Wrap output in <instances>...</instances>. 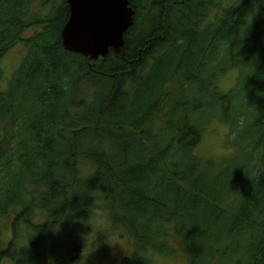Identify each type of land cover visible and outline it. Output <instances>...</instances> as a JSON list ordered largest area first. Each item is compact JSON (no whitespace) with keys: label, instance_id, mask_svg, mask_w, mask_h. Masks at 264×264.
<instances>
[{"label":"trees","instance_id":"obj_1","mask_svg":"<svg viewBox=\"0 0 264 264\" xmlns=\"http://www.w3.org/2000/svg\"><path fill=\"white\" fill-rule=\"evenodd\" d=\"M141 1L145 2L143 11L142 6H138ZM194 1L159 0V4H156L152 0V4H148L149 0H133L135 20L124 34L120 52L109 49L106 55L92 60L86 55L67 50L61 41L60 31L68 15L66 0H35L27 8H18L24 0H0V244L5 243L9 228L16 229L18 233L19 222L25 230L30 231H26L27 242L22 249L21 259L14 250L0 252V258H15L24 264H40L43 259L46 264H81L80 254L88 249L82 244L84 234L93 231L88 225L91 204L98 202L102 211H106V221L110 224L109 229L104 225L105 229L108 232L117 230L116 234L122 241L108 249L102 240L100 247L98 245L85 252L83 264H98L101 259L107 261L108 258L112 264H143L136 253L146 245L160 246V241L156 242V239L167 236L164 228L155 231L154 226L164 218L168 222L169 218L178 219L183 215L179 201L183 190L186 198L198 194L203 199L212 197L208 193L210 188L205 184L199 185L194 174L190 180L188 171L182 165L187 164L189 158L198 160L192 152L198 149L205 125L211 120L210 115L214 114L212 119L217 118L215 113L220 108L222 120L230 128V135L239 132L246 123L245 119L250 121V142L243 144L242 148L249 153L252 173L250 171L251 175L241 176L235 182L237 190L226 199L213 202L228 209V205L239 196V189L250 188V192L237 207L228 210V229L220 237L217 236L210 260L200 259L192 252L190 245H184L180 238L176 240L190 255L191 264H216L231 248L236 250L232 264H241L235 261L264 264V0H243L232 11L223 12L216 20L218 28L214 23L200 26L204 17L202 9L211 1L202 0L195 4ZM251 2L256 9H253ZM191 4L197 9H190ZM51 5L57 10V15L52 18L46 14ZM175 6L179 8L173 9ZM183 6L188 10L185 11ZM32 16L34 18L30 19ZM151 16H155V24L150 23L151 27L146 28L143 38H140L142 42L132 43L139 36L140 24L153 18ZM57 23L62 25L54 37ZM30 27H34L35 31L26 39L23 34ZM235 35L238 46L234 48V53L240 62L246 64L244 57L255 58L256 61L245 71V79L237 75L236 84L226 93L212 88L216 94L206 103V120H201V124L189 120L190 114L202 108V99L197 101V96H201L202 92L193 95L197 91L195 85L203 84L204 72L209 65L231 52L225 46L219 47V41ZM176 38L182 42V46L178 45ZM168 43L177 47L173 52L177 69H168V77L163 78L164 69L156 66L162 57L150 67L149 62L145 61L157 48L164 56ZM195 43L198 53L192 54L191 46ZM19 44L23 47L27 45L23 60L12 74H6L1 67V59ZM216 49L218 55L211 57ZM69 56L81 59V62L72 65V74L77 71L84 74L83 77H89L91 82L96 81L97 94L91 97V103L82 107L77 106L80 96L90 88L85 84L72 93L79 94L78 99H68L73 89L71 72L64 66V61ZM92 61L97 63V67ZM89 64L95 68L92 72H88ZM183 65H187L184 71ZM235 67L238 73L240 67ZM221 72L222 69L218 73ZM217 75L212 78L213 84ZM175 76L179 80L177 90L181 95L169 102L173 90L167 88L170 85L168 82L166 87L164 83ZM24 89L33 94L30 106L18 104V95ZM45 89L48 90L42 92ZM198 89L203 90L202 86ZM34 91H38L40 103ZM48 93H57V100L42 101ZM229 98L231 102L228 104ZM131 100L142 101L146 107L142 109L143 105L133 110ZM51 106H54L52 112L49 109ZM24 108L26 114L21 123ZM246 109L253 111L246 113ZM255 110L258 111L256 115ZM36 113L38 121L33 119ZM51 113L54 115L50 116ZM159 116L176 119L179 124L172 126L170 131L166 129L154 136L151 134V124ZM7 119H11L10 124ZM7 140L9 145L3 148ZM231 140L227 139L226 144L229 145ZM87 141L88 146L85 144ZM153 146L158 148L154 150ZM182 152L187 154L185 159L181 156ZM225 153L218 154V157L221 156L218 162L230 155ZM81 159L91 170L86 177H76ZM156 160L165 164L158 176L155 175ZM24 171L26 175L21 176ZM66 171L69 176L63 177L61 173ZM28 174L36 176L33 178L40 184V198L30 191L26 192L27 199L24 200L21 196L23 184L17 187L19 196L8 195V183L16 175L21 181L28 179ZM175 174L179 179L171 185L168 182L176 180ZM169 185L170 188L167 187ZM80 189L88 197L82 202H79ZM249 200L253 204L256 202L253 205ZM29 201L32 206H37H34V211ZM39 206L40 210L37 209ZM28 209L32 212V218L40 220V225L32 223L31 213L25 214ZM13 212L15 218L12 217ZM65 219V231L59 234L56 229ZM257 220H260V229L247 224ZM242 223L244 226H241ZM243 230L260 232L252 243V237L251 240L250 237L246 239L241 232ZM73 233H80V243L71 239L78 235ZM61 235L66 239H61ZM168 237L173 238L172 234ZM57 244L62 246L60 257L54 247ZM48 251L58 258H48Z\"/></svg>","mask_w":264,"mask_h":264},{"label":"rangeland","instance_id":"obj_2","mask_svg":"<svg viewBox=\"0 0 264 264\" xmlns=\"http://www.w3.org/2000/svg\"><path fill=\"white\" fill-rule=\"evenodd\" d=\"M51 1V0H50ZM62 0H55V2H59ZM152 0H149L148 4H152L151 3ZM156 4H159V0H154ZM161 1V0H160ZM197 1H202V0H195L194 4L197 3ZM211 2L210 5H208V3L205 5V7L202 9V13L204 15L203 19L201 20V24L200 26H205L207 23V25L213 24L216 26V28H218V22H216V20L219 18V16L225 12V11H232L237 5H239L240 3L243 2V0H210ZM35 2V0H24V2L19 5L18 8L20 7H28L30 5H32ZM255 2V1H254ZM147 4V2H146ZM140 5L142 6L141 10H144V5L145 2L141 1ZM251 5L253 7V9H256L255 5H253V3L251 2ZM134 11V5L132 6ZM178 6L173 7V9H178ZM183 9L185 11H187L188 9H185V7L183 6ZM190 9L196 10L197 7L193 6V4H191ZM34 10V9H32ZM46 14L48 15V17H53V15H57V10L51 5L47 11ZM152 12H149V15H151ZM153 18H150L148 20H146L145 23H141L140 24V28L138 29L137 34L139 35L137 38H135L132 43H140L143 41V39H140L141 37L143 38V35L147 30L146 28L148 27V29L151 27V24H155V16H151ZM34 17H30V19H33ZM142 19V18H141ZM62 23H57L56 24V30L54 33V37H56L59 28L61 27ZM38 29V27L36 28ZM201 29V28H200ZM35 29L31 28V30L26 31L23 36L24 38H29L33 35ZM149 32V31H148ZM201 32H207L206 30H201ZM175 36H177L176 33H173ZM239 32L236 33V35H238ZM236 35L235 37H232L231 39H226V40H221L219 41V47H223L225 46L226 48H228L231 52H227V55H224L223 57H219L217 58L211 65L208 66V68L205 70L204 72V82L203 84H197L195 85V87L197 88V91L195 93H193L194 96H196L198 93H201V96H197V101L201 100V104H202V108L199 112L197 113H193L189 115V120H195L198 122V124H201V120H206L208 118V112H207V108H206V103L213 99V97L215 96V91H213V89H218V91L222 92V93H226L228 90H230L231 88H233V86L236 84V80H237V75H241L242 79L244 78V73L245 71H248L249 66L251 63H254L256 61L255 58L249 59L244 57V60L246 62V64H242L239 60L238 55H236L234 53V48L238 46V41L236 40ZM172 41V40H171ZM176 42L178 43V45L182 46V42L180 40H178L176 38ZM25 45V44H24ZM25 47H27V45H25ZM25 47L22 46V44H19L18 46H16L15 48L9 50L4 57L1 59V67L3 69L4 72H6V74H12L11 72L14 70H16V68L19 66V64L21 63V61L23 60V57L25 55ZM188 47V46H185ZM177 47L171 43H168L166 45V52L164 54V56L161 55V51H159V48H157V50L150 56H148L147 60L145 62H149L148 63V67H150L153 63L157 62L161 57L162 59H160V61L157 63L156 66H162V68L164 69V77L163 78H167L168 77V69L170 70H176L177 69V62L174 60V50ZM183 51V48H181ZM184 52V51H183ZM191 52L192 54L195 52L198 53V48H197V43H195L194 45L191 46ZM218 55V50H213L211 53V57L217 56ZM210 57V58H211ZM212 59V58H211ZM92 60H96V59H92ZM81 62V59L79 57H75V56H69L65 61H64V66L66 67V69L71 72V88L73 89L72 91H70L69 97L71 100L75 101L76 99L79 98V94L75 93L72 94L73 91H78L79 88L83 85L86 84V86L90 89H88L87 91L83 92L82 95L80 96V102L77 104L78 107H82L84 105H86L87 103L90 102V99L92 96H95L97 94L95 89V84L96 81L92 80V83L89 79V77H83L84 74L81 75V73L79 72H75L74 74H72L73 69H72V65H74V63H79ZM85 65L87 66L86 60L84 59ZM92 64L97 67V63H95V61H92ZM93 65H88V72H92V70L95 68L92 67ZM235 66H239L240 67V71L237 73V69ZM235 67V68H232ZM231 68V69H228ZM185 69H187V65H183L182 70L184 71ZM223 70V72L218 73L220 70ZM228 69V70H226ZM226 70V71H224ZM97 72V71H95ZM212 73H214V75L212 76ZM218 73V75H217ZM217 75V79L213 82V77ZM167 82L170 84L169 87L173 90L171 97L172 99H170L169 102H173V98L175 96H180L181 93L179 92V90H177V86L179 84V80L177 78V76L167 80L164 83V86L166 87ZM137 85V83H136ZM203 88V90H199L198 88L201 87ZM213 88V89H212ZM48 89H45L42 92H46ZM14 91V90H12ZM37 93L38 91H34V96L36 98V100L38 101V103H40V100L37 97ZM57 93H48L45 95L44 100H51V99H56L57 100ZM32 96L33 94L28 91L27 89L22 90L19 95H18V101H19V105L22 106H26L31 104V100H32ZM143 97V96H142ZM141 97V98H142ZM47 102V103H48ZM92 102V101H91ZM90 102V103H91ZM131 105H132V109L133 110H137L138 108L142 107L145 103L142 101H135V100H131ZM231 102L230 98L228 100V104ZM151 107H154L153 105H150ZM146 107V105L143 106L142 109H144ZM50 111L52 112V109H54V106H51ZM48 109V111H49ZM178 109H175V111H177ZM39 111V110H38ZM252 109H246V113H250L252 112ZM232 112V111H231ZM257 110H255V115L257 114ZM81 113V111L79 112ZM25 114H26V110L24 108V110L22 111V118H20V122H23V119H25ZM83 114V113H81ZM54 115L53 113L50 114V116ZM214 114L210 115V121L207 125H205L204 128V132H203V136L201 139L200 144L198 145V149L194 150V152H192L193 156H197L198 160L193 159V158H189L187 164H183L182 167L188 171L189 174V179H191V175L194 174V178H196L199 181V185L200 184H205L210 188V191L208 192L209 195H211L212 197H207V198H202L199 194L196 196H191L190 198H186V195L184 194V190L180 193V197H179V201L183 210V215L179 216L178 219H173V218H169L168 222L166 221L167 218H164L163 220H161V223H159V225L154 226V230L158 231L161 228H164L167 231V236L163 235L164 237H168L171 236L175 238V239H181L184 245H190L192 248V252L197 255L200 259L202 260H210V257L213 253L214 247L217 243V236H221L222 232L227 230V226L228 224V217L230 215L229 213V209H233L235 207H237L241 201L243 200V198L245 196H247L250 192V188H244V189H239V196L232 201V203H230L228 205V209H223L221 208L222 206H217L216 203H214L213 201L217 202L216 199L218 200H224L226 199L229 195H231L234 191H236L237 189H235V185L237 183V181H239V179L241 178V176L246 175L249 176V174L251 175L252 171H251V163L249 160V153L247 154L246 151H244V149L242 148L243 144H248L250 142V134L252 131V128L250 127V121L249 119H245L246 123L241 126V128L239 129V132L235 135V138L231 141H229V145L226 144L227 139H229L230 135V128L228 127V125H226L224 123V121L222 120V114H221V110L220 108H218L217 112L215 113V116L217 118L212 119V116ZM152 116L154 117L155 115L152 114ZM219 118V119H218ZM33 119H35L34 121H38L37 119V113L34 115ZM7 123L10 124L11 123V119H7ZM178 121L176 119H169L166 116H159L154 118V122L153 124H151V134L154 136H158L159 134L163 133L164 131H166V129L168 131H170L172 129V126L178 125ZM198 126V125H197ZM200 127V126H199ZM197 128V127H196ZM226 130V131H225ZM23 135H25V133H23ZM223 136V141L221 142L219 140V138ZM211 137V140L209 139ZM134 141V140H133ZM136 142V141H135ZM87 146L89 145V142L87 141L85 143ZM9 145V141H5L3 144V148L7 147ZM138 147V144H137ZM158 148V146H153L152 149H156ZM226 152L225 154H229V156H226V160L222 161V162H218L221 156L218 157V154ZM168 154V152L166 153V155ZM181 156L185 159L187 157L186 153L181 154ZM201 157V158H199ZM72 159V158H71ZM158 161V165L156 164L157 167V173L155 174L156 176L160 175V173H162L163 171V167L165 166V164H161L162 161L156 160ZM155 161V162H156ZM199 161V162H198ZM216 161V162H214ZM201 162V163H200ZM203 163V164H202ZM210 166L211 168H207L205 165ZM53 167V166H52ZM77 169V168H76ZM251 171V173H250ZM254 172H256L257 170H253ZM91 173V170L88 166L85 165V162L83 159H81V161L79 162L78 165V170L76 173V177L77 176H83L86 177L87 175H89ZM26 173L25 171L22 173L21 176H25ZM61 175L63 177H68L69 173L66 171L65 173H61ZM203 175V177H202ZM36 177L35 175L32 174H28L27 177L28 179H24L23 181H21L19 175H16L15 179L13 181H11L10 183H8V188H9V194L10 196H19L20 192L17 189V187L19 185L23 184V191L21 195L23 197L24 200L27 199V195L26 192H30V191H34L35 196H37L38 198H40L39 196V189H40V184H38L36 182ZM32 178V179H31ZM175 181H171L168 182L169 184H174L177 183V180L179 179L178 175L175 174ZM178 183H181V181H178ZM33 185V186H32ZM39 186L38 188L35 186ZM171 185L167 186L168 188L171 187ZM10 187L12 188L10 190ZM25 191V193H24ZM38 191V192H37ZM79 202H82L83 200H85L84 198H88L87 195H85V193L83 192V190L80 189L79 191ZM215 197H219V198H215ZM113 199V198H112ZM110 199V200H112ZM215 199V200H213ZM251 199V198H247ZM165 201V199H163ZM31 201V199H30ZM29 201V204H30ZM86 201H88V199H86ZM252 200H249L250 203ZM254 201V200H253ZM256 201H254L255 204ZM218 203V202H217ZM253 204V203H252ZM253 204V205H254ZM92 208L89 212V227L93 228V231H90L87 234H84V240L82 242L83 246H87L88 249L89 248H93L95 249L98 245L100 247V243L102 240L105 241L107 248L110 249L111 247H113V245H117L119 244L122 239L120 237L117 236V230H111V232H108L105 229L106 228H110V224H107L106 221V211L103 210L101 208V205L96 202L95 204L92 203L91 204ZM36 206V205H34ZM32 206L30 204V208L32 209V211H34L35 207ZM37 207V206H36ZM60 206H56V208H59ZM71 207L73 208L74 205H71ZM83 208V207H82ZM38 210H40V206L39 208H37ZM28 210L25 211V214H30L31 215V221L33 224L35 225H40L41 222L40 220H36L34 218H32V212ZM222 211V212H221ZM228 212V213H227ZM10 211L7 213L9 215ZM17 214V213H16ZM161 217V216H160ZM158 218V217H156ZM42 220L44 221V217H42ZM181 221H182V226H181ZM67 222V219H65L62 223V225L56 229L57 233H62L64 229V224ZM260 220L257 221H253V222H248V225H251L253 228H259V223ZM105 225V226H104ZM241 226H244V223H242ZM183 227V228H182ZM254 230V229H253ZM244 235L245 238L247 237L249 240H251L252 237V243L256 240V236L259 235L258 232H247V231H241ZM73 234H78L76 236H74V238L71 237V239L77 241L80 243L79 239H80V233H73ZM174 234V235H173ZM182 236H184L185 238H183ZM3 238V235H2ZM61 239H66V237L64 235L60 236ZM246 238V239H247ZM161 240L156 239V242H159ZM3 242V241H2ZM56 243V241H54V244ZM55 250L57 251L58 257H60L59 253L61 252V244H57V246H54ZM58 247V248H57ZM184 247V246H183ZM21 248H16V250H20ZM88 249H84L81 252V259L82 262L81 264H83L85 262L86 257L84 256L85 252ZM235 248H231L230 251L227 253V255L221 257L218 259V261L216 262V264H232L233 262H231L234 258V253H235ZM46 256L49 258L51 257L52 259L54 257H57L55 255H52L49 251L46 254ZM57 257V258H58ZM111 257V256H110ZM89 258V257H88ZM239 262L241 264H244V262L241 261H235ZM1 264H15L9 260L3 261ZM40 264H46L44 259L43 261H41ZM90 264V263H89ZM98 264H112L109 262V258L107 261H104V259L100 260V263ZM250 264V262L248 263Z\"/></svg>","mask_w":264,"mask_h":264},{"label":"water","instance_id":"obj_3","mask_svg":"<svg viewBox=\"0 0 264 264\" xmlns=\"http://www.w3.org/2000/svg\"><path fill=\"white\" fill-rule=\"evenodd\" d=\"M133 0H66L68 15L60 31L67 50L90 59L120 52L124 34L133 25Z\"/></svg>","mask_w":264,"mask_h":264},{"label":"clouds","instance_id":"obj_4","mask_svg":"<svg viewBox=\"0 0 264 264\" xmlns=\"http://www.w3.org/2000/svg\"><path fill=\"white\" fill-rule=\"evenodd\" d=\"M226 131V130H225ZM233 133L229 139H234ZM211 140V137L209 138ZM223 141V136L219 138ZM136 255L143 264H191L190 255L180 241L171 237H163L160 246L146 245Z\"/></svg>","mask_w":264,"mask_h":264},{"label":"flooded vegetation","instance_id":"obj_5","mask_svg":"<svg viewBox=\"0 0 264 264\" xmlns=\"http://www.w3.org/2000/svg\"><path fill=\"white\" fill-rule=\"evenodd\" d=\"M139 4H140V2L138 3V6H139ZM131 6H133V4H131ZM135 7H137V6H135ZM31 28L35 29L34 27H30L27 30H25L24 33L26 31L31 30ZM11 214H12V217L15 218V212H13ZM23 221L27 222V219L23 218ZM18 227H19L18 233L16 232V229H10V228L8 229L7 239L4 240L5 243L4 244H0V252H4L5 250H14V253H17L18 256H19V259H21L22 249L25 248V244L27 242V240H26V235H27L26 231H28V232H30V231L27 230V228L25 230L23 228L21 222L18 223ZM17 247L21 248V249L20 250H16ZM6 260H9V261H11V262H13L15 264H24V263L20 262L21 260L18 261L15 258L14 259H9V258H5V257L0 258V264L3 261H6Z\"/></svg>","mask_w":264,"mask_h":264}]
</instances>
